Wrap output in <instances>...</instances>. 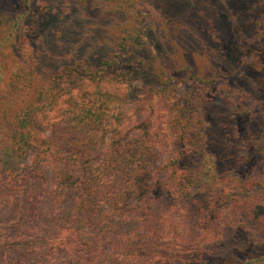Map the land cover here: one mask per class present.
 <instances>
[{"label": "trees", "instance_id": "16d2710c", "mask_svg": "<svg viewBox=\"0 0 264 264\" xmlns=\"http://www.w3.org/2000/svg\"><path fill=\"white\" fill-rule=\"evenodd\" d=\"M138 1L67 0L63 11L69 12L77 3L87 15L100 18L97 11H101L102 16L107 15L106 6L101 8L100 3L124 9ZM23 2L22 9L30 7L31 1ZM209 13L205 15L213 25L212 18L217 20V15ZM16 18L12 20L13 28L18 24ZM5 20L0 14V24ZM98 26V34H103L105 27ZM156 30L161 32L159 27ZM163 30L169 38L166 43L169 50L148 58L145 64L149 65L146 71L151 74L148 79L145 73H142L144 79L136 78L133 73L118 69L133 46L127 34H122L115 36L113 49L99 61L84 56L62 65L43 79L35 74L34 55V64L29 63L14 72L6 88L7 94L3 95L0 89V175L7 186L0 187V264H16L23 252L9 263L4 256L7 251L14 253L20 244L24 252L34 248L36 255L42 258L48 255V247L78 251L88 264H169L183 255L206 264L264 261V241L246 244L236 255L212 261L215 244H224L228 235L221 231L214 236L210 247L193 233L197 223L193 210L190 228L183 227L188 222L186 219L177 224V239L164 235L166 222L161 203H148V210L140 218L135 217L140 208L132 206V202L147 188L150 178H155L153 186L160 182L157 176L161 172L167 174L166 182L176 178L185 182L188 190L179 198L187 203L199 199L197 204L208 213L219 206L220 194H214L210 182L193 168L179 170L182 159L203 146L201 128L209 114L211 106L205 104L210 98L201 92L196 95L190 92L185 124L170 119L169 106L178 82L184 80L179 79L182 69L189 70V78L207 91L216 82V76L203 77L197 74L196 66L176 65L172 59L175 46L172 40L177 35L187 41L190 35L176 24ZM187 45L194 46L189 42ZM169 51L173 52L171 56ZM258 71L264 74V64L258 65ZM33 72L34 82L30 75ZM2 78L0 64V82ZM86 82L94 84V88L84 89ZM64 95L66 105L58 108L49 133L44 137L33 135L42 114L54 109L58 98ZM169 138L171 156L156 168L163 142ZM33 142L37 143L36 150L27 168L24 158ZM27 171L45 183L41 212L34 222L5 224L3 221L11 207L2 191ZM180 201L184 202L179 199L167 205L168 212L175 213ZM242 214L245 216V212L238 211L233 216L235 228ZM202 219L207 222L210 215ZM19 233H22L21 239H18ZM103 240L107 241L104 249L100 247Z\"/></svg>", "mask_w": 264, "mask_h": 264}, {"label": "rangeland", "instance_id": "374dc122", "mask_svg": "<svg viewBox=\"0 0 264 264\" xmlns=\"http://www.w3.org/2000/svg\"><path fill=\"white\" fill-rule=\"evenodd\" d=\"M29 1L30 7L24 10L23 0H0V14L6 19L0 24L3 73L0 89L3 95L7 94L6 88L14 72L29 63L34 64V55L35 74L43 79L62 65L84 56L99 61L113 49L115 36L122 34H127L133 46L118 69L131 72L136 78L144 79L142 73H145V79H148L151 77L146 71L149 65H145L148 58L169 50L166 46L169 38L162 33L163 29L168 30L170 25L176 24L190 35L187 41L177 35L173 38L174 63L196 66L197 74L210 78L216 76V82L207 91L189 78V70L182 69L179 79L184 80L178 82L176 94L172 96L170 119L185 124L190 92L195 95L201 92L210 98L205 104L211 106L209 114L201 128L203 146L186 155L179 170L193 168L210 182L214 194H220L219 206L208 213L197 204L199 199L187 203L179 198L188 190L185 182L180 178L166 182L167 174L161 172L157 176L160 182L153 186L155 178H150L147 188L132 202V206L140 208L135 217L140 218L148 210V203H161L166 222L164 235L177 239V224L186 219L188 222L183 227L190 228L193 210L197 215L193 233L198 234L199 239L210 246L216 238L214 236L221 231L228 235L224 244H215L212 261L236 255L237 250L246 244L250 246L256 241H264V74L258 71V65L264 64V0H139L124 9L103 2L100 7L106 6L107 15L102 16L104 14L97 11L100 18L87 15L77 3L64 13L63 5L67 0ZM207 9L217 15V20L212 18L213 25ZM19 14L20 17L16 18ZM15 18L18 24L13 28ZM100 24L105 27L103 34H98ZM158 27L160 33L156 30ZM188 42L194 46H188ZM169 52L171 56L173 52ZM30 75L34 82V72ZM93 88L94 84L86 82L84 85V89ZM66 99V95L61 96L54 109L42 114L33 135L44 137L49 133L57 110L66 105ZM35 144L32 143L24 158L27 168L36 150ZM171 151L170 138L165 139L154 167L161 166L171 156ZM228 170L229 173L225 174ZM19 175L17 181L2 191V195L9 198L8 206L11 207L3 221L5 224L31 223L41 212L45 183L30 171ZM5 182L0 175V187L4 188ZM179 199L184 201L178 202L179 209L175 213L168 212L167 205ZM238 211L245 212V216H240L235 228L233 216ZM207 215L210 220L206 222L202 217ZM105 242L100 243L103 249L107 246ZM48 248V255L42 258L36 255L34 248L24 252L25 248L20 244L14 253L7 251L4 257L9 263L16 254L23 252L16 264H88L78 251ZM180 258L169 264H206L187 255Z\"/></svg>", "mask_w": 264, "mask_h": 264}]
</instances>
